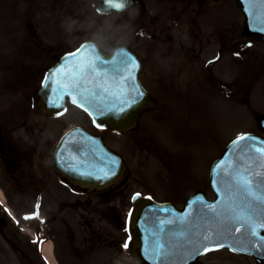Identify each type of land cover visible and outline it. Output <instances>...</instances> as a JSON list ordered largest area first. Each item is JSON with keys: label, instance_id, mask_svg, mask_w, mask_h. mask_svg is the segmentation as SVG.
<instances>
[{"label": "flooded vegetation", "instance_id": "1", "mask_svg": "<svg viewBox=\"0 0 264 264\" xmlns=\"http://www.w3.org/2000/svg\"><path fill=\"white\" fill-rule=\"evenodd\" d=\"M230 0H139V10L136 14L139 17V24L145 27L153 37L170 34L177 28L182 29V36L187 41V45L181 49V54L184 53V58L188 57L190 60H198L201 55L203 57H211L213 53L210 52V47L213 43L219 46L216 54L221 56L224 52L225 46L232 50H239V38L234 35L238 24L234 21L231 23L225 22V25L218 29L208 30L212 28L217 21H223L220 17V6L224 2L228 3ZM210 15V18H206ZM169 37V36H168ZM171 38V37H170ZM179 40V39H178ZM208 45L210 47H208ZM238 48V49H234ZM193 58V59H192ZM5 114L6 111H3ZM26 124V121H25ZM3 129V128H2ZM29 130V128H27ZM28 141H14L11 133L0 131V169L6 175V181L10 185L13 193H34L38 196L39 189L41 198H33L38 200L36 204L38 208L35 213L21 219L23 223L30 228L33 240L26 239L24 250L27 253L38 251L40 245L47 239H51L54 244V255L58 258L60 264H64L62 252L66 250V260L69 264H75V254L77 250H72L73 247L64 242L62 235L63 219L62 208L59 204V191L53 187L51 181V172L47 162L44 160L33 163V153L30 148V143L33 141V136L27 134ZM37 176L33 182L34 174ZM35 189L37 193L35 192ZM5 192V191H4ZM54 200L58 203L55 211L51 209L50 201ZM34 204V205H35ZM24 204H17L14 207L21 213H25L23 209ZM27 207L33 205L31 199H28ZM29 210V209H27ZM87 217L88 214H86ZM85 224L93 227L92 220L84 219ZM4 227H8V223H4ZM19 227V226H17ZM65 236L73 239L74 235L70 234L69 229L65 231ZM114 238V239H112ZM92 239L94 245L90 246V250H94L95 244L97 251L103 249L104 244L113 247L115 250V257L109 259L108 264H128L123 252L120 249V238L113 236V232H107L106 236H101L93 230ZM112 240L115 243H112ZM68 241V240H67ZM73 241V240H72ZM72 242L70 241V244ZM118 243V245H117ZM13 248L24 254L26 260L24 264H45L41 256H30L20 246L13 244ZM251 261H242L237 255H226V257L219 262V264H257L253 259ZM96 264H107L104 262H97Z\"/></svg>", "mask_w": 264, "mask_h": 264}, {"label": "rangeland", "instance_id": "2", "mask_svg": "<svg viewBox=\"0 0 264 264\" xmlns=\"http://www.w3.org/2000/svg\"><path fill=\"white\" fill-rule=\"evenodd\" d=\"M39 1L40 0H32V2L35 4H38ZM11 5L12 4L10 0L0 1V11L2 13V15H0V41H24L28 37V35L26 29H23L22 27V17L18 20V28H11L8 25L9 21H12L8 20V16L14 11L13 7L10 8ZM22 7L23 4L21 3L18 11L21 10ZM36 10L38 13V18L35 19L36 24L40 25L44 17L48 18V20H52L50 18L49 12L41 13L39 9ZM3 17L4 19H2ZM129 19L130 18H128V20ZM114 26H116L117 28H123L126 33L135 36V39H131L129 43L132 44V46L138 51V53L140 51L141 55L146 56V60H149L148 62H146V65L144 67L143 76L147 85L152 90L153 95L158 101V107L154 111V113L150 114L147 117L148 121H144L139 130H135L132 134H129V137L132 135L130 137L132 140H135L134 135L139 136V140L134 141L135 144L132 143V141H128L126 143L124 142L123 138L121 140H116L119 147L125 152L126 155H128L131 166L135 168L136 171L139 170L137 165V162H139V165L147 164L152 170H158L159 172H157L155 175L157 176V178L163 180L167 184L172 183V181H174L176 184L191 183L194 184V186H198L199 184L204 183L203 176H207V171L204 173L201 170L197 171L191 165L188 166V160L184 154L176 156V154L179 152L178 145H172L173 148L166 150L162 147L161 141L166 143V145H168L169 142L172 143L173 140L171 134L174 135L176 132L175 130L180 127H188L189 131H187L186 133V135H188V138L185 137L187 145H189L190 147H195L196 145L195 148L191 149L193 150V152L196 153L197 150L201 154L200 161L196 160L194 162L192 160L190 162H194V165L198 166L199 169H202L205 165L209 164L211 159L213 160L215 157H213L215 145L212 144V142L206 141L207 137H209L211 134L220 133L221 135H226L230 132L240 130L242 128H249L253 126L252 122H241L239 119H237L240 118V113H237L233 115L234 117H236V119L232 120L231 122L224 123L222 121H217V125H214V127L211 128V132H208L207 136L205 133V126L206 129L210 131V126L215 117H213V113L209 109L207 101L203 97L202 93L199 91V89H197L198 85H202L206 75L202 73L199 77H192L190 74L187 76H182L184 75V71H182L181 67H184L189 71L190 64L187 62H183L182 64L179 59L175 61L172 58H162L164 52L168 51V47L153 51L152 54H147V50H143V42L139 41V36L136 35L137 31L139 30V25L137 26V28L130 25H122L120 27V25H118V21H116V18L106 20L103 25H101V27L97 29L94 35V39L98 40V42L101 43L102 47L105 50H109V48L112 46V43H121V41L123 40V33L114 31ZM41 28L44 30L42 23ZM46 36L50 41H56L60 39L57 32L52 30H49V34H46ZM67 36L73 37L74 33L72 31H69L67 33ZM42 37L44 41H48L43 34ZM76 40H78L77 37L73 41ZM67 43H72V41H67ZM156 61L159 62L160 70L158 71L157 75H154L153 69H156ZM260 64L261 63H259V65ZM194 68L200 71L199 68ZM14 71L16 74H24L25 76L30 75V67L26 63H24L22 66H15ZM171 73L178 74L182 77H172ZM27 83L28 81L25 82V84ZM17 84L18 83H15L16 86ZM171 96L172 98L178 99V106L174 104ZM187 99L191 100L190 107L185 103ZM196 103L201 106L200 111L197 110ZM225 104L226 102L220 98L216 99L215 101L216 106H224ZM163 110H168L169 124L157 125L156 123H153L151 126H148L149 123L153 121V118L159 115L160 111ZM206 110L210 112V117H203V114ZM191 120L193 123L192 127L184 125L189 124ZM179 121L181 122L182 126L174 129V125H176ZM141 129L142 132L140 131ZM53 136L54 135L47 138L52 139ZM112 136L115 135L108 134L107 137L111 138ZM150 139H155L167 153L166 158H164L161 163L156 157L148 153V151L139 148V145H143L144 147L149 146L148 140ZM194 140L197 142L198 146L194 142ZM208 140L210 139L208 138ZM189 142H192V144L194 143L195 145H191V143ZM199 147H202V149H200ZM183 148L188 147L184 144ZM179 162H181V165L179 164ZM184 171L185 173H181Z\"/></svg>", "mask_w": 264, "mask_h": 264}, {"label": "snow or ice", "instance_id": "3", "mask_svg": "<svg viewBox=\"0 0 264 264\" xmlns=\"http://www.w3.org/2000/svg\"><path fill=\"white\" fill-rule=\"evenodd\" d=\"M257 2L261 6H264V0H257ZM115 7H122V4L117 3ZM89 63L97 75L107 76L110 73L113 75L120 74L122 70H125L134 61L131 60L127 53H122L116 61L106 62L96 57L91 59ZM60 71L63 72V69ZM85 91L87 92V89ZM81 95L85 101L89 100V96ZM89 95L94 96L95 94L90 93ZM72 99L73 103H76V97L73 96ZM245 139L244 136H241L239 141ZM239 141L236 143L238 144ZM256 151L264 152V149L257 148ZM248 171H251L250 165L245 169L246 173ZM228 175L231 178L232 171ZM221 184L224 186L223 190L225 191L226 199L230 203L220 212H217V205H205L204 207L210 209L215 215L210 217L200 215V220L204 224H212L214 226L225 222H240L245 226L246 230H250L249 234L252 237L258 238L260 247L264 248V236L259 235V231L264 230V172H253L250 177L243 175L235 181L231 179L225 180L222 176ZM186 215L191 216L192 213H187ZM182 217L177 218L179 224L176 227H173L176 221L172 219L159 220L156 223L155 231L151 233L155 239L149 249V255L153 260V264H157L162 256H167L174 248L186 249L189 257L206 254L208 251L218 250L225 246H229L232 251H251L249 247L252 243L251 241L244 242L240 247L235 246L236 244H240V241L234 242L233 245L223 243L220 238L230 231L227 227L222 232L217 231L216 237L213 238L207 231L201 234V227L195 221L191 224H185ZM165 226H168L167 232L165 231ZM235 231L239 232L240 228H236ZM127 247L128 245L125 244V248ZM184 264H187L186 260Z\"/></svg>", "mask_w": 264, "mask_h": 264}, {"label": "water", "instance_id": "4", "mask_svg": "<svg viewBox=\"0 0 264 264\" xmlns=\"http://www.w3.org/2000/svg\"><path fill=\"white\" fill-rule=\"evenodd\" d=\"M238 4L246 13V35L250 38H253L255 40H263L264 41V6H261L257 0H237ZM78 55H74L70 59L77 58ZM69 64V63H65ZM54 73H52L51 76L47 77V80H51ZM138 95H142V91L137 89ZM47 94L46 89L42 93V99L41 104L44 106V98ZM125 97L123 98L124 102L127 100L133 99L135 97V92L128 88L125 92ZM144 96V95H143ZM132 106L129 109V111L126 112L127 119L133 117L136 113L139 111H142L144 108L147 107L148 104V98L144 97L143 99H138V101L132 102ZM122 118V117H121ZM113 117H107L103 119L105 121V124H109L113 126Z\"/></svg>", "mask_w": 264, "mask_h": 264}]
</instances>
